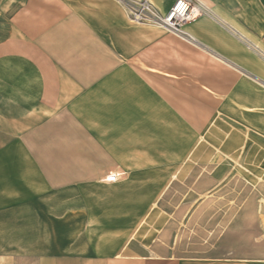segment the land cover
Returning <instances> with one entry per match:
<instances>
[{"label": "crops", "instance_id": "obj_1", "mask_svg": "<svg viewBox=\"0 0 264 264\" xmlns=\"http://www.w3.org/2000/svg\"><path fill=\"white\" fill-rule=\"evenodd\" d=\"M195 2L0 0V264H264V0Z\"/></svg>", "mask_w": 264, "mask_h": 264}, {"label": "built area", "instance_id": "obj_2", "mask_svg": "<svg viewBox=\"0 0 264 264\" xmlns=\"http://www.w3.org/2000/svg\"><path fill=\"white\" fill-rule=\"evenodd\" d=\"M122 3L132 21L160 26L182 38L194 41V38L185 30V24L196 15L191 0H175L166 12H162L150 0H122ZM117 178L114 173L107 176L108 181H115Z\"/></svg>", "mask_w": 264, "mask_h": 264}, {"label": "rangeland", "instance_id": "obj_3", "mask_svg": "<svg viewBox=\"0 0 264 264\" xmlns=\"http://www.w3.org/2000/svg\"><path fill=\"white\" fill-rule=\"evenodd\" d=\"M122 2V0H120ZM192 1V4L194 6V4L196 3L195 0H191Z\"/></svg>", "mask_w": 264, "mask_h": 264}]
</instances>
